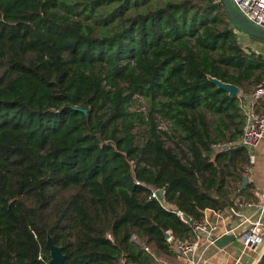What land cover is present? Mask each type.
<instances>
[{"label": "trees", "instance_id": "16d2710c", "mask_svg": "<svg viewBox=\"0 0 264 264\" xmlns=\"http://www.w3.org/2000/svg\"><path fill=\"white\" fill-rule=\"evenodd\" d=\"M239 34L258 39L216 0H0V264H49L48 233L65 264H151L173 253L166 231L194 241L191 221L234 206L246 117L209 76L264 86V56Z\"/></svg>", "mask_w": 264, "mask_h": 264}, {"label": "crops", "instance_id": "0c3cea01", "mask_svg": "<svg viewBox=\"0 0 264 264\" xmlns=\"http://www.w3.org/2000/svg\"><path fill=\"white\" fill-rule=\"evenodd\" d=\"M252 94H244L240 89L238 96L242 103L252 104ZM253 103L258 113L264 112L262 100L253 99ZM255 154V162L250 163L247 175L249 187L236 199L234 206L205 211L203 223L206 228L198 230L197 235L194 232L197 249L187 258H182L184 264H257L259 261L264 252V242L257 251L251 252L244 247L242 235L253 222L260 218L264 221V138ZM223 235L230 239L217 245L216 239Z\"/></svg>", "mask_w": 264, "mask_h": 264}, {"label": "built area", "instance_id": "2783aa9c", "mask_svg": "<svg viewBox=\"0 0 264 264\" xmlns=\"http://www.w3.org/2000/svg\"><path fill=\"white\" fill-rule=\"evenodd\" d=\"M217 2H223L222 0H216ZM234 5L253 23L264 29V0H233ZM253 99L262 100L264 106V86L259 87L253 94ZM252 104L241 103L246 117V123L242 137L238 143L245 146L249 151L250 163H254L256 159L255 149L264 138V112L258 113L253 108ZM242 102V100H241ZM157 192L153 193L157 196ZM181 216L182 213H180ZM264 216V213H263ZM188 222V220H185ZM193 231L197 235L198 230H203L206 225L203 221L194 220L190 222ZM166 239L173 243V248H176L179 257L187 258L188 255L195 251L197 248V242L195 241H174V237L170 230L165 232ZM133 240L141 243L137 235L133 236ZM242 242L244 247L255 252L264 242V221L262 218L252 223V225L244 231L242 235ZM142 244V243H141ZM145 249L148 250L147 247Z\"/></svg>", "mask_w": 264, "mask_h": 264}, {"label": "rangeland", "instance_id": "374dc122", "mask_svg": "<svg viewBox=\"0 0 264 264\" xmlns=\"http://www.w3.org/2000/svg\"><path fill=\"white\" fill-rule=\"evenodd\" d=\"M156 1L162 3L165 0H156ZM116 4L117 2H115L112 5H116ZM140 7L143 8V5H141ZM110 8H111L110 5H104L102 9L108 10ZM245 34L247 35V33ZM239 35L244 45L251 46L253 49L260 52L264 56V39L258 38L257 40H254L248 36H244L241 34ZM130 109L132 111L141 112L143 116H145L147 119L150 110V103L147 100H145L142 96H135L131 103ZM207 117L212 129L215 126L216 116L212 113H207ZM156 122L158 123V128H160L161 131L167 133V134L162 133L161 136L162 139L166 142V145L168 147L174 149V151L180 156H181V149L187 151L186 143L180 141V137L177 136L178 132L174 129L171 121L163 118L162 115L160 114H156ZM133 132L135 135V141L138 144L143 143L149 137L147 124L137 123L133 129ZM154 255L155 256H153L154 258L151 264H184V260H182V258L179 257L176 248H173V253L171 254H163L154 251Z\"/></svg>", "mask_w": 264, "mask_h": 264}, {"label": "water", "instance_id": "95a60500", "mask_svg": "<svg viewBox=\"0 0 264 264\" xmlns=\"http://www.w3.org/2000/svg\"><path fill=\"white\" fill-rule=\"evenodd\" d=\"M228 14L230 15L233 22H236L243 32L255 36L257 38L264 39V29L260 28L258 25L250 21L233 3V0H222ZM209 79L215 83L218 87L225 89L229 92L231 96H238L240 92V87L234 83L225 82L219 78L209 76ZM87 112V110H84ZM249 181L248 177L244 178L242 188ZM157 197L161 198L162 195L160 192H157ZM230 239L228 235H223L220 238L216 239L215 243L221 245L227 240ZM47 245L50 249V260L49 264H65L66 254L63 251V247L55 244L53 237L48 233L47 236ZM257 264H264V252L261 255Z\"/></svg>", "mask_w": 264, "mask_h": 264}]
</instances>
